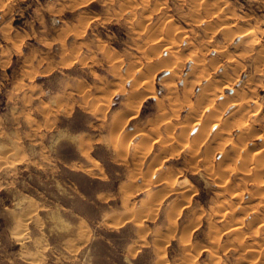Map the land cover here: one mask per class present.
<instances>
[{
  "label": "rangeland",
  "instance_id": "1",
  "mask_svg": "<svg viewBox=\"0 0 264 264\" xmlns=\"http://www.w3.org/2000/svg\"><path fill=\"white\" fill-rule=\"evenodd\" d=\"M263 48L264 0H0V264H264L258 162L189 149L262 147Z\"/></svg>",
  "mask_w": 264,
  "mask_h": 264
},
{
  "label": "bare ground",
  "instance_id": "2",
  "mask_svg": "<svg viewBox=\"0 0 264 264\" xmlns=\"http://www.w3.org/2000/svg\"><path fill=\"white\" fill-rule=\"evenodd\" d=\"M200 3V2H199ZM190 5V4H189ZM217 6H219V5H217ZM192 10V9H191ZM214 10V9H213ZM215 10H217V9H215ZM219 10H221V7H220V9ZM194 11V10H193ZM192 12V11H191ZM214 12V11H213ZM225 12V11H224ZM217 13V12H216ZM215 13V14H216ZM233 13V12H232ZM220 15V14H219ZM218 15V18H220V17H222L223 18V15H220L219 16ZM216 16V15H215ZM189 20V19H188ZM199 21V20H198ZM202 21V20H201ZM231 21V20H230ZM229 22V21H228ZM193 24V23H192ZM226 25L224 26V30H225V33H226V31L227 32H229V31H231V30H234V25L233 24H230V23H225ZM223 25V24H222ZM239 25V24H238ZM221 27V26H220ZM242 27V26H241ZM248 27V26H247ZM233 28V29H232ZM245 32V31H244ZM232 33V32H231ZM261 33V32H260ZM245 35H243V38H250L251 40H252V38L253 37H255V31H254V29H248V30H246V32L244 33ZM226 36V35H225ZM242 36V35H241ZM252 37V38H251ZM244 41H245V39H243ZM246 41H247V39H246ZM242 43H243V41H241ZM253 43V42H252ZM247 44V43H246ZM260 43H259V41H257V42H255V45H259ZM252 46V45H251ZM253 46H254V44H253ZM252 46V47H253ZM172 47V46H171ZM248 48H249V45H248ZM255 48V47H254ZM255 49H257V47L255 48ZM255 49L253 50L252 49V51H255ZM260 49V48H259ZM264 49V48H263ZM262 51V50H261ZM250 52H251V50H250ZM262 53H264V51L263 52H261V53H258V54H262ZM261 56V55H260ZM176 58H178V57H176ZM258 58V57H257ZM175 59V58H174ZM172 61V60H171ZM261 63H262V61H261ZM201 67V66H200ZM204 67V66H203ZM202 67V68H203ZM179 69V68H178ZM204 70V69H203ZM205 71H206V69H205ZM178 72V71H177ZM176 72V73H177ZM251 86V85H250ZM254 86V85H253ZM252 86V87H253ZM206 88V87H205ZM208 88V87H207ZM249 88V87H248ZM251 89V88H250ZM214 91V90H213ZM174 94V93H173ZM136 102H138V103H140L141 102V97H135V98H133ZM176 99V98H175ZM178 99V98H177ZM175 101V100H174ZM200 101V100H199ZM177 102V101H176ZM205 102H206V100H205ZM178 103V102H177ZM199 103V102H198ZM180 104V103H179ZM247 103L245 102V103H243V102H241V103H237V104H235L234 106L236 107V112H239L240 114L242 113V114H244V116H245V114H247V113H249L248 111V108H247V105H246ZM262 104V103H261ZM173 105V104H172ZM171 105V106H172ZM193 105V104H192ZM195 106V105H194ZM199 106V105H198ZM197 107V106H196ZM211 107V106H210ZM258 107V106H257ZM172 109H174L173 108V106L171 107ZM181 108V107H180ZM194 108V107H193ZM192 108V109H193ZM256 108V107H255ZM259 108V107H258ZM257 108V109H258ZM195 110H197V109H195ZM200 110V109H199ZM253 110V109H252ZM255 110V109H254ZM258 111V110H257ZM259 111H260V108H259ZM259 111H258V113H259ZM173 112H175V111H173ZM244 112V113H243ZM247 112V113H246ZM197 113H198V111H197ZM199 114V113H198ZM197 114V115H198ZM234 114V113H233ZM256 114H257V112H256ZM196 115V114H195ZM193 116V115H192ZM202 116L203 115H201V117L200 118H202ZM216 116V115H215ZM214 116V117H215ZM198 117V118H199ZM210 117H212L211 115H210ZM247 117V116H246ZM163 118V117H162ZM170 118V117H169ZM198 118H196V117H194V119L193 120H196V121H198L199 119ZM244 118V117H243ZM198 119V120H197ZM236 119V118H235ZM169 120V119H168ZM172 120V119H171ZM190 120V119H189ZM201 120V119H200ZM208 120V119H207ZM170 121V120H169ZM210 121H211V119H210ZM200 122V121H199ZM207 122V121H206ZM206 122L205 123H203L202 121H201V126L199 127V129H198V131H197V133L194 135V137H193V141L192 142H189V143H191V146L193 145V144H199L198 143V141L202 138H204V135L206 134L205 133V131H206V128H207V126H206ZM164 123H167V122H165V120H164ZM186 123H187V121H186ZM185 123V124H186ZM193 123V122H192ZM209 123V122H208ZM244 123V122H243ZM185 124L183 125V128H185ZM195 124V123H194ZM197 124V123H196ZM199 124V123H198ZM188 125H191V122L190 123H188ZM239 125H240V129H241V131H243V130H247V132L249 131L250 133L251 132H254V136H256L259 140H262V142H263V145H261L262 147L261 148H263V149H259L258 151H256L255 149V151L253 150V148H255V147H250L249 145H247L246 143L244 144V143H242V144H233L229 149H226V147L223 145V144H227V143H224V142H216V143H214L215 145H206L207 146V149L206 150H204V152L203 151H201V153H200V150L198 151L197 149H198V145H196L195 146V148L197 147V151L194 149V150H192V147H190V145H189V149H190V152H193V156H192V158L194 159V160H198L199 161V159H200V156H202L201 154H203V156H204V158L205 159H207L208 158V156H209V154H211V155H213L214 153H215V155L217 154V153H219L221 156H222V161H224L225 159H226V161L229 159V162H227V163H230V161H231V159H237V160H240V161H242L243 162V164L244 163H246V165H248V163H253V161H257L258 163H257V169H256V171L254 172V175H253V173L251 174V173H246V174H243V176H242V178L245 180V179H249V180H251V178L254 180V182L255 181H259L260 180V178L262 177V176H264V138H263V136L262 135H259V133H258V129H254V128H252L251 126H242V124H240L239 123ZM194 125H192V127H193ZM258 126V125H257ZM216 127H219V125L218 124H215V125H213V127L212 128H215L216 129ZM190 129V128H189ZM184 131V130H183ZM192 131V130H191ZM260 131V130H259ZM185 132H189V131H185ZM207 132V131H206ZM225 132V131H224ZM224 132H223V134H224ZM248 132V133H249ZM213 133V132H212ZM171 134V133H170ZM246 134V133H245ZM182 135V134H181ZM184 135V134H183ZM187 135V134H186ZM171 136V135H170ZM173 136H174V134H173ZM185 136V135H184ZM188 136V135H187ZM224 137V136H223ZM245 137V136H244ZM170 139V138H169ZM201 139V140H202ZM208 139V138H207ZM215 139V138H214ZM223 139V138H222ZM242 139V138H241ZM244 139V138H243ZM174 140V139H173ZM178 140V139H177ZM200 140V141H201ZM245 140V139H244ZM247 140V139H246ZM169 141V140H168ZM171 142V141H170ZM179 142L180 143H182L183 144V141H180L179 140ZM240 142V141H239ZM246 142V141H245ZM207 143V142H206ZM238 143V142H237ZM172 144V143H171ZM204 144V143H203ZM202 144V145H203ZM213 144V143H212ZM249 144V143H248ZM188 145V144H187ZM254 146H256V145H254ZM250 147V148H249ZM194 148V147H193ZM252 151V152H251ZM254 151V152H253ZM203 152V153H202ZM3 154V153H2ZM1 154V155H2ZM210 155V157H212ZM197 158V159H196ZM199 158V159H198ZM202 159V158H201ZM208 160H210L209 158H208ZM12 162V161H11ZM200 163V162H199ZM202 163H204V162H202ZM206 163V162H205ZM204 163V166L206 165ZM211 162H209V161H207V167L208 166H211V164H210ZM221 163V162H220ZM210 164V165H209ZM223 164V163H222ZM256 164V163H255ZM198 166V165H197ZM203 166V165H202ZM225 166V164L223 165V167ZM227 166L228 167H226L223 171H221V169H220V173H222L223 175H225V174H227L228 172V168L230 167L228 164H227ZM251 166V165H250ZM195 167V166H194ZM214 167V166H213ZM201 168V167H200ZM210 167H208V169H209ZM256 168V167H255ZM207 169V170H208ZM214 169V168H213ZM246 169V168H245ZM244 169V170H245ZM250 170V169H249ZM252 170V169H251ZM209 171V170H208ZM230 171V170H229ZM241 171V170H240ZM246 171V170H245ZM245 171H243V172H245ZM209 172H214V171H212V168H211V171H209ZM209 172H208V175H209ZM215 172L217 173V172H219V170H215ZM249 172V171H248ZM215 173V174H216ZM212 174V173H211ZM214 174V175H215ZM252 176H251V175ZM218 175H220L221 176V174H216V176H218ZM212 176V175H211ZM215 176V177H216ZM226 177L228 176V175H225ZM223 178V177H222ZM221 178V179H222ZM218 179H220L219 177H218ZM211 180V179H210ZM240 180V179H239ZM228 181V180H227ZM176 182V181H175ZM244 182V181H243ZM261 182V181H260ZM262 183H263V181H262ZM222 184H224L223 182L222 183H220V182H218L217 183V186L219 187V188H223L224 187V185H222ZM240 185H242V184H240ZM232 186H234V185H232ZM245 187V186H244ZM262 187V186H261ZM260 187V188H261ZM240 188V187H239ZM244 189V188H243ZM243 189H242V191H243ZM179 190V189H178ZM240 190V189H239ZM238 190V191H239ZM261 190H263V188L261 189ZM177 191V190H176ZM237 191V193H239ZM261 192V191H260ZM233 193V192H232ZM234 194V193H233ZM261 194V196L258 194V196H260V197H263L264 198V191L262 192V193H260ZM221 195V194H220ZM235 195V197L236 196H238L239 194H234ZM254 195V194H253ZM233 198H234V196H233ZM238 198V197H237ZM255 198V197H254ZM258 198V197H257ZM262 198V200L261 199H259V200H254V201H259V202H257V207H263L264 208V199ZM250 201V200H249ZM223 203V202H222ZM221 203V204H222ZM254 203V202H253ZM222 207V206H221ZM224 208V207H223ZM222 209V208H221ZM248 209V208H247ZM223 210V209H222ZM254 210V209H253ZM250 211V210H249ZM263 211H264V209H263ZM220 212V211H219ZM257 212V211H256ZM260 212V211H259ZM226 213V212H225ZM231 213V212H230ZM233 213V212H232ZM222 214V213H221ZM227 214V213H226ZM261 214V213H260ZM260 214H259V216H260ZM230 216V215H229ZM233 216V215H232ZM258 216V217H259ZM257 218V217H256ZM229 219V218H228ZM235 219H236V217H235ZM230 220V219H229ZM259 220H257V222H258ZM264 222V221H263ZM237 225L235 226V227H231L230 229H231V231L233 230V232H239L240 231V229H241V227L239 226V224L238 223H236ZM243 224H244V222H243ZM232 226H234V225H232ZM251 226H252V224H251ZM250 226V227H251ZM243 227V226H242ZM220 228V227H219ZM229 229V230H230ZM256 229V228H255ZM243 230V229H242ZM252 230V229H251ZM244 231V230H243ZM258 231V230H257ZM241 233V232H240ZM258 233V232H257ZM211 234H213V233H211ZM230 234V233H229ZM246 235V234H245ZM228 237H230V236H228ZM240 237V236H239ZM263 238V237H262ZM234 240V239H233ZM236 240V239H235ZM256 240V239H255ZM254 240V241H255ZM240 241V240H239ZM253 241V242H254ZM259 241H261V240H259ZM187 243V242H186ZM240 243V242H239ZM259 244V243H258ZM239 247V246H238ZM246 247V246H245ZM264 247V246H263ZM214 249V248H213ZM217 249V248H216ZM239 249V248H238ZM215 250V249H214ZM246 251V250H245ZM217 252H218V250H217ZM260 252V251H259ZM258 252V253H259ZM263 252V251H262ZM215 254V253H214ZM216 255V254H215ZM255 256H257V255H255ZM263 259V258H262ZM254 260H256V259H254ZM261 260V259H260ZM255 262V261H254ZM262 263V262H261ZM260 263V264H261Z\"/></svg>",
  "mask_w": 264,
  "mask_h": 264
},
{
  "label": "crops",
  "instance_id": "3",
  "mask_svg": "<svg viewBox=\"0 0 264 264\" xmlns=\"http://www.w3.org/2000/svg\"><path fill=\"white\" fill-rule=\"evenodd\" d=\"M220 155L219 153L216 154V156ZM222 158V156L220 155V159Z\"/></svg>",
  "mask_w": 264,
  "mask_h": 264
},
{
  "label": "clouds",
  "instance_id": "4",
  "mask_svg": "<svg viewBox=\"0 0 264 264\" xmlns=\"http://www.w3.org/2000/svg\"><path fill=\"white\" fill-rule=\"evenodd\" d=\"M195 131H196V129H195V128H193V129H192V132H195Z\"/></svg>",
  "mask_w": 264,
  "mask_h": 264
}]
</instances>
